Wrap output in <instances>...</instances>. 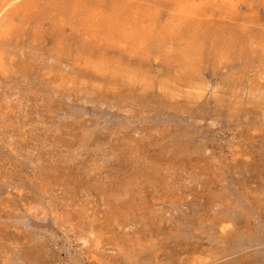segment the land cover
<instances>
[{
    "label": "rangeland",
    "instance_id": "1",
    "mask_svg": "<svg viewBox=\"0 0 264 264\" xmlns=\"http://www.w3.org/2000/svg\"><path fill=\"white\" fill-rule=\"evenodd\" d=\"M0 264H264V0H0Z\"/></svg>",
    "mask_w": 264,
    "mask_h": 264
}]
</instances>
